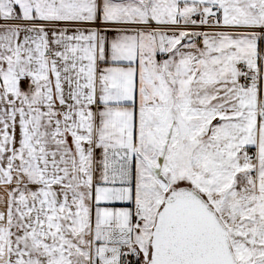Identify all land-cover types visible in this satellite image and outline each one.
<instances>
[{
  "label": "snow or ice",
  "instance_id": "obj_1",
  "mask_svg": "<svg viewBox=\"0 0 264 264\" xmlns=\"http://www.w3.org/2000/svg\"><path fill=\"white\" fill-rule=\"evenodd\" d=\"M0 264H264V0H0Z\"/></svg>",
  "mask_w": 264,
  "mask_h": 264
}]
</instances>
